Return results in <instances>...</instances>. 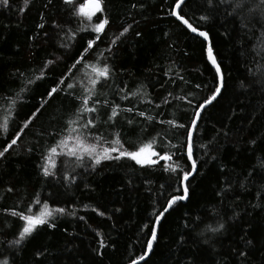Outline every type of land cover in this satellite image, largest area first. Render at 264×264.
I'll return each instance as SVG.
<instances>
[{"label":"trees","instance_id":"1","mask_svg":"<svg viewBox=\"0 0 264 264\" xmlns=\"http://www.w3.org/2000/svg\"><path fill=\"white\" fill-rule=\"evenodd\" d=\"M173 2L104 0L110 21L105 30L108 39L102 36L86 61L107 62L114 71L108 84L98 87L101 94L94 98L99 101L94 106L99 111L90 114L96 117L91 134L110 141L119 133L129 151L155 140L157 151L176 152L177 148L162 145L176 144L179 148L185 141L183 129L160 121L189 123L195 107L211 94L216 76L207 60L205 42L169 14ZM250 2L259 4V0ZM183 13L209 31L226 87L222 98L202 113L194 135L193 155L199 174L192 181L191 206L179 208L162 221L159 243L142 264H242L235 250L244 248L247 239L254 245L248 246L243 264H264V29L255 20L251 24L238 23L239 17L234 21L229 0L223 4L220 0H187ZM202 15L209 19L200 21ZM244 16H249L247 10ZM251 16L258 17L259 10ZM54 24L61 28H54ZM129 25L117 45H110L109 41ZM79 27L84 25L63 0H9L8 7L0 5V145L18 129L21 134L19 147L14 146L0 161V260L7 259L9 264H132L144 252L152 213L164 205L176 185V176L160 165L142 167L127 158L93 167L87 158L81 166L73 157H53L56 175H43L42 157L69 134L68 120L74 118L79 100L62 93L42 105V98L46 99L45 93L61 74L73 77L70 82L76 85L77 93L87 82V68L68 71L86 40L94 35L90 25L74 40L65 35L67 29L76 31ZM61 43L71 47L61 48ZM109 46L114 55L105 61ZM48 59L55 63L48 66L45 78L35 81ZM29 77L33 84L27 83ZM20 80H24L23 87ZM132 92L139 94L133 97ZM126 93L129 98L122 100ZM114 105L133 107L134 111H121L113 124L107 121ZM138 111L155 120L149 123L136 114ZM30 114L33 123L23 129ZM6 119L7 132L3 129ZM221 129L229 135L225 137ZM250 139L257 141L254 147ZM28 148L32 151H26ZM179 163L190 165L186 155ZM223 189H227L224 198L217 195ZM37 196L40 205L35 204ZM44 202L53 209L66 210L55 221L56 228L41 229L22 246L14 245L21 221L12 217L10 210L31 206L35 211ZM94 208L105 215L93 212ZM237 213L235 220L229 219ZM196 216L201 220L189 232L184 223ZM220 218L229 227L222 243L203 244L200 231L215 226ZM97 232L108 245L101 250L102 255L96 251Z\"/></svg>","mask_w":264,"mask_h":264},{"label":"snow or ice","instance_id":"2","mask_svg":"<svg viewBox=\"0 0 264 264\" xmlns=\"http://www.w3.org/2000/svg\"><path fill=\"white\" fill-rule=\"evenodd\" d=\"M209 2L211 3V0H209ZM225 2L226 0H220V3L222 4ZM229 2L233 11L235 12V16L233 17L234 21H237L238 17L240 20L237 22L241 24H251L252 21L255 20L261 29H264V0H259V4L256 6H253L250 0H229ZM63 3L69 7L72 15L80 22V24L84 25V27H79L76 31H73L71 28L67 29L65 31V35L70 34L74 40L79 31H88V25L91 26V33L94 35L86 40V46L73 59L71 69H68L69 72L79 71L80 68L88 69V71L84 73V76L87 77V82L83 85V91L77 93L76 85L70 82L73 77L67 76V73H64L61 74V77L56 81V84L48 89V91L45 93L46 99L42 98V105L47 104L48 101L52 100L54 96L58 98L62 93L71 96L73 99L79 100V106L73 113L74 118L68 120L69 134L65 135L62 139H59L56 143V146H50L43 155L42 158L44 163L41 165L42 173L45 177L55 176L56 173L54 169L56 168V162L53 157L67 156L73 157L76 161L81 162V166H83L82 162L85 160V158H87L93 167L95 165H100L103 161H118L121 158H127L131 161H134L136 165H140L142 167H154L160 165L165 172L175 175L176 185L172 189V194L166 198L164 205L160 209L155 210L152 213L153 219L150 221L151 228L148 232V238L146 240L144 252L136 260L132 261V264H140L141 261H147L150 254H152L154 251V246L159 243L158 232L162 226V221L165 220L167 216L177 211L179 208H189L191 206L193 191L192 181L199 174L198 162L193 158L194 135L198 130L199 123L203 119L202 113L205 111V109L212 105L213 102H217L219 98H222L223 90L226 87L225 74L222 71L221 64L218 62L214 53L209 31L202 29L198 24H194L191 21V18L187 17L183 13V7L186 6V0H174L172 6L169 9V14L174 17L175 20L178 21L188 32L194 34L198 38H201L202 41L205 42L207 60L214 69L216 76V83L211 89V94L205 98L203 103L195 107L189 123H177L173 119L160 121L162 124L166 123L175 129H183L185 131L186 139L179 148L176 144L162 145V147L177 148L176 152L157 151L153 147L155 140L146 144H142L134 151H129L127 148H125L124 143L121 141L119 133L115 134L114 139L105 141L102 137L91 134V129L96 127V117L91 116L90 114H94L99 111L98 108L94 106L95 103L99 102L98 100H94V98L99 97L101 94L98 91V87L103 88L108 84V82L112 79L114 70L107 62L91 63L86 61V55L94 50V47L97 46L98 42H102V36L104 39H108L105 30L108 28L110 21L107 15H105L106 9L104 7V0H84V2L79 4L75 3L74 0H63ZM0 5L3 7H8L9 0H0ZM135 7L136 6L133 5V8ZM257 9L259 10V16H251V13ZM246 10L249 13V16L247 17L244 16ZM208 19L209 17L206 15L199 17L200 21H207ZM40 27L43 28L44 25L41 24ZM53 27L60 29L61 25L54 24ZM130 27V25L128 27H124L118 36H115L109 41V44L112 46L117 45V41H119L121 37L128 33ZM137 35H140V33H137ZM60 47L70 48L71 45L61 43ZM106 51L109 53V56L105 57V61L109 60L111 56L114 55L111 46H109ZM54 63V60L48 59L42 65L41 69L39 70V74L35 75V81L45 78L48 66ZM180 78L183 79V77ZM35 81L30 77L27 78L28 84H33ZM20 84L21 87H23L24 80H20ZM197 87L200 86L197 85ZM65 88L68 89L67 92H65ZM138 94V92L130 93V95L133 97H136ZM128 98L129 94L127 93L121 96L122 100H127ZM179 99H183V97H180ZM90 101H93V103L90 104ZM167 102L168 101L166 100L165 103ZM104 103L106 104L107 102L105 101ZM148 103H151V101H148ZM190 103L191 101H189V104ZM156 107H159V105H156ZM121 111L131 114L133 113L134 108L128 107L120 109L119 105L112 106L111 114L108 116L107 122L114 124ZM136 114L140 117H143L149 123L155 120V117L146 115L145 111H138ZM86 116L89 118H86ZM32 123L33 116L30 114L29 117L25 119L22 128L28 129ZM128 123L131 124L132 120H129ZM3 129L5 132L8 131L7 119L4 121ZM221 133L225 137L229 135V133L223 129H221ZM221 133H218V135ZM20 140L21 134L18 129L16 134H13L11 137L7 138L5 142L0 145V161H4L7 158V155L10 154V150H14V146L19 147L18 142ZM249 142L253 147L257 143L255 139H250ZM261 142H264V136L261 137ZM202 146L207 147V145ZM26 151L31 152L32 149L28 148ZM182 155H186L187 161L190 162L189 166L179 163V159L182 158ZM215 158V156L212 157V159ZM161 161L164 163L161 164ZM261 167L264 168V165H261ZM65 179H68V177L66 176ZM8 191L11 192L12 189L9 188ZM217 195L222 198L226 197L227 189L218 191ZM35 204H41L38 196L35 198ZM65 211L66 210L62 207L53 209L47 202H44L42 207L35 211L31 206L22 210H17L15 208L10 210L9 214L21 221L18 234L12 243L16 246H22L24 243L32 239L39 230L44 228L55 229L57 226L55 221L59 216L64 215ZM92 211L97 212V214L100 216L105 215L104 212H99L95 208L92 209ZM116 211L118 212L120 210L116 209ZM71 215L74 216L75 213L73 212ZM238 215L239 214L237 213L235 216H232L229 219L235 220ZM110 218L111 217H109V219ZM79 219L84 220V217L81 216ZM200 220L201 217L199 216L186 219L184 227L189 229V232H191L197 226ZM226 225L227 221H225L223 218H220L216 221L215 226L205 227L199 233V235L203 237L202 243L208 246H213L216 243H222V237L227 231H229V227ZM147 227L148 225H145V228ZM96 234L98 237H100L99 248L96 249V251L98 255H102L103 253L101 250L108 247V245L105 242L102 233L97 232ZM241 239L243 240L244 237L242 236ZM244 243V248L235 250L236 256L242 262V264L246 261V258L249 255L247 250L248 246L254 245L252 239H247L244 241ZM42 254L43 253H37V256ZM0 264H9V262L7 259L0 260Z\"/></svg>","mask_w":264,"mask_h":264},{"label":"water","instance_id":"3","mask_svg":"<svg viewBox=\"0 0 264 264\" xmlns=\"http://www.w3.org/2000/svg\"><path fill=\"white\" fill-rule=\"evenodd\" d=\"M187 1V0H186ZM194 35V34H193ZM209 65H210V62L208 61ZM211 66V65H210ZM212 67V66H211ZM193 158H194V155H193ZM190 163V162H189ZM159 233V232H158ZM144 261H141L140 264H142Z\"/></svg>","mask_w":264,"mask_h":264}]
</instances>
